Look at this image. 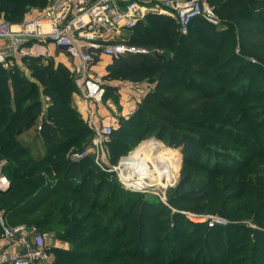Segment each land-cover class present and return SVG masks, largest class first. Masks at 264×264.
<instances>
[{
    "label": "trees",
    "instance_id": "trees-1",
    "mask_svg": "<svg viewBox=\"0 0 264 264\" xmlns=\"http://www.w3.org/2000/svg\"><path fill=\"white\" fill-rule=\"evenodd\" d=\"M219 1L208 0L216 12L224 15L226 9L217 5ZM239 2L245 6V11L250 13L251 17L246 13L233 17L229 14V19L247 21L250 24L243 37L245 47H249L247 52L264 50V44H260L264 41V0H239ZM47 3L48 0H0V17L3 14L6 21L17 23L27 8L42 9ZM131 33L133 35L128 38L130 44L135 46L165 44L171 48V57L161 60L150 55H132L120 60H112V64L107 68V74L115 77L124 73L125 79L134 82H142L146 77L154 74L155 90L143 100L136 118H142L148 108L163 116L162 122L174 130L165 142L169 146L179 148L186 176L187 173H192L191 170L209 172L217 178L236 176L242 172L243 168L253 165L255 159L264 158V154L255 152L249 158L250 151L257 147L254 142L255 135H249V133L240 135L233 131L234 136L230 137V141L240 146L243 152L218 150L214 147V139L211 135L216 131H210L211 127L207 123L189 120L182 112L189 106L200 108L205 102L209 104L217 102L228 107V113L224 114L226 121L231 120L235 115L246 114L249 108L245 105V101L254 95L251 93V85L252 87L257 85L259 77H264L262 65H252L256 70H251V65H243L244 61L237 55H228L226 51L230 40L223 38L224 35L218 31L217 26L201 18L192 22L187 34H182L171 17L150 13L136 25ZM197 34L201 35L197 37ZM189 35H194V38L187 41ZM191 54L195 56L193 61H189L192 59ZM260 59L264 60V55H261ZM40 60L41 58H31L29 62L30 71L36 83H27L22 86L19 84L16 87L18 92H29L26 100L32 99L33 103L27 105L21 113L17 110L10 113L2 108V113L6 114L3 118L0 117V159L7 160L8 165L4 168V174L11 181L7 191H0V212L5 211L9 224L17 225V220L14 219L19 217L31 218L39 215L46 202L59 194L78 193L80 200L87 208L100 209L103 212L102 216L90 215L92 219L99 221L100 225L93 226V229L87 231H85L88 228L87 224L78 226L77 229L80 230L78 234L67 231L66 227L65 234L61 236L73 241L79 239V241L75 243V249L71 252L50 250L54 254L53 264H237L239 259H233L228 263V257L222 255L221 245L217 246V241L218 244L231 241V236L235 233L233 226L236 223L223 226L221 229L207 226L201 231L200 226L190 221H187L186 225L176 219L175 214L168 215V213H166L167 217L149 219L142 223L137 218L128 221L133 208H139V211L141 208L147 209L151 205L149 201H145L143 207L138 200L134 199H127L125 203L120 201L115 203L120 183L114 172H102V176L90 185L89 176L92 171L87 168L85 159L75 163L60 157L76 145L74 141L77 137L72 135L76 129L72 130V128L83 124V120L75 110L65 104L67 100L65 89L75 91L72 78H69L70 71L64 67L53 68L51 64H44ZM235 60L240 65L233 74L219 75L229 67L228 63ZM184 61H187L186 66L183 65ZM190 64L196 66L192 73H189L187 69ZM6 72L0 67V73ZM244 81L247 83H242ZM234 82L242 83L239 89L238 86H233ZM4 84H7L6 78ZM37 85L53 100V104L48 105V111L41 123L40 137L45 145V153L41 158L31 160L26 157L27 150L15 143L12 138H18L26 133L39 119L42 105L37 100L39 92ZM246 89H248L247 92ZM220 116L221 114L216 118ZM21 121H24L23 125H19ZM228 121L226 123L229 125ZM4 123L8 125L2 130ZM261 123H264V118L261 119ZM15 124H18V127L12 132L11 128ZM61 124L63 126L60 127ZM139 124L147 126L144 120ZM128 132L124 129L114 130L112 133L111 138L112 140L114 138V141L111 140V142L122 146L118 150L120 156L131 150L132 139L137 137L136 132L139 131ZM151 132H155V135L163 140L165 132ZM144 135L148 136L149 131H145ZM189 182L190 179L187 180L185 177L181 188L188 186ZM204 185H207V182ZM103 194L105 201L99 203ZM210 197L211 192L206 191L200 201L205 202ZM262 197L256 181L249 186L248 183H237L232 191L225 193L224 207L221 204V208H208L205 212L214 213L225 219L250 218L259 228L262 227L260 230L250 229V234L254 235L259 231L262 235L260 245L254 246L259 252V248L264 247V200ZM243 199L244 201L241 202ZM91 201L94 203L91 204ZM179 201L181 204L192 205L198 200L188 193ZM170 203L174 205L177 200H172ZM238 203L240 204L235 205ZM232 204L235 207L227 210V206ZM104 220L106 225L101 227V222ZM119 222L124 224L120 223L122 229L117 231V227L114 226H117ZM113 224L115 229L111 231ZM171 224L174 226L170 230ZM188 224L193 228L188 227ZM129 225L133 227L132 234H137L138 230L139 234L142 233V241L138 239L136 242L131 238L121 240L127 234ZM152 230H156L154 238L146 240L144 235L153 232ZM159 232H164L161 238H159ZM200 232H203L202 236L199 235ZM187 235L195 236L192 240H188L185 237ZM102 236L107 238L100 241ZM1 237L0 227V239ZM111 237L114 238L112 242L109 240ZM237 242L240 244L235 254H245L247 259L248 252L255 253L256 248H250L245 240L240 239ZM210 251L212 252L210 257L203 259V256Z\"/></svg>",
    "mask_w": 264,
    "mask_h": 264
},
{
    "label": "rangeland",
    "instance_id": "rangeland-1",
    "mask_svg": "<svg viewBox=\"0 0 264 264\" xmlns=\"http://www.w3.org/2000/svg\"><path fill=\"white\" fill-rule=\"evenodd\" d=\"M53 1L54 0H48L47 5L42 9L31 7L27 8L22 15L20 14L22 17L19 19V21L12 24L18 25L26 20L37 17L39 13L44 11L45 8ZM217 5L226 9V13L224 15L218 12L216 13L220 21L217 25L218 31L222 32V34L224 35L223 38L225 40H230L229 48L226 51L227 53H229L228 55H237L240 60L244 61L243 65H251V70H256L252 65H262L264 69V60L260 59V56L264 55V50L247 52V48L249 47H245L244 45L245 41L243 40V37L247 27H249L250 24H248L247 21L242 20L231 21L228 17L230 16L229 14H231V17H233L235 15H242L244 13L251 17L250 13H247L245 11V6H243L239 2V0H220ZM0 20H5L3 14H1ZM229 20L231 21V23L229 22ZM131 35H133V33L126 36L129 38L131 37ZM199 35L201 34H197V37ZM192 38H194V35H189L187 41H190L189 39ZM195 43L197 44V42ZM262 43L264 44V41H262L260 44ZM138 47L146 49L151 57L157 59L162 60L164 58L166 60L171 57V48H168L165 44L159 45L157 43H153ZM61 55L64 56V58L62 59V61H64L63 63H59V60L56 59H41L40 62L44 64H51L53 68H66L70 71L69 78L71 79L73 76L70 63L72 62V59L64 52H62ZM191 57L192 59H190L189 61H193V57L195 56H192L191 54ZM30 60L31 58L18 60L16 59L11 62L8 68L4 69L7 71L5 74L0 73L1 118H3L6 114L2 113V108L4 109V111H10V113L16 110L20 111L21 113L23 112V109L25 110V107H27V105H31V103H33L34 100L32 99L26 100L27 93L29 92H18L16 88L19 84L22 86L27 83H36L30 71ZM108 63H110L109 59L103 62L102 66L99 67L100 71H103V74L104 72L108 71L105 69L108 66ZM186 64L187 61H184L183 65L186 66ZM228 64L229 67L219 75L233 74L234 71H236V68L240 65L237 60ZM187 69H189V73H192V70H195L196 66L190 64ZM183 74L185 75V73ZM152 75H150L152 76L151 78L150 76H148L142 82H138L137 88H142L144 90L148 89L149 94L152 93L155 90L156 86L154 74ZM104 76L105 81L108 83V85H106L105 94L102 97V101L100 103H97L96 105H93V109L97 110L98 121L101 125H111L115 131H121L124 129L125 131H129L128 133H132V131H139L136 132L138 133L137 137L132 139V147L130 145L131 150L120 156L118 150L122 146L114 142H111L107 146L101 148H95L93 145L94 132L93 129L89 127L87 114L85 113V105L82 101V96L78 95L73 90L71 91L65 89V96L67 97L65 104L69 105L79 114V117L83 120V124L76 127L73 126L72 130L76 129V131L72 134L74 137H77V139L74 141L76 145L60 157L64 158L67 161L73 162V156L75 154L83 152L86 153V156L83 159H85L86 161L87 168L92 171L89 176L90 185H92L96 181V179L102 176V172H109V169H112L111 172H114V175L119 181V177H122L119 171L122 159L130 157L141 143L146 142L150 138L157 139L158 142H160L168 150L165 151L166 154L161 159L165 174L163 176H160L158 174L156 178L161 182L159 183L158 181L151 185H138V187L136 186L133 188L129 187L127 183H125V185L119 184L120 188H118L117 190L115 203H117L118 201L125 203L127 199H134L138 200L140 206L142 204V207L145 201H149V203L151 204L147 209L141 208L140 211L139 208H133L128 221H132V219L137 218L140 223H142L149 219H160L161 217H167L166 213H168V215L175 214L176 219H179L182 223L186 224L187 221H190L194 225L198 227L200 226L201 231H203V227L207 226L221 229L223 228V226H231V223H236V225L233 226L235 227V233L231 236L230 242L222 241V244H218L217 241V246L221 245L220 247L222 248V255L224 254L226 255V257H228V263L230 261H233V259H239V261H237V264H264V247L259 248V252H257V247H254L255 245H260L262 241V235L259 231L254 235L250 234V229L260 230L262 227L259 228L250 218H243L241 220H238L232 217H230L229 219H225L223 217V219L226 221V224H214L213 226H210V222H208L207 217H221L215 215L214 213L205 212L208 210V208H221L220 205H223L225 193H229L230 191H232L237 183H248L249 186L250 183H254L256 181L258 184V190H261L263 196L262 199L264 200V158L255 159L253 165L243 168L242 172L236 176H222L217 178L212 173L196 170H191L192 173L189 172L186 176V173H184L182 155L179 148L169 146L165 142L169 138L171 131L174 132V130L162 122L163 116L148 108L146 110V114L143 115L142 118H136L138 116L137 114L140 105L148 95L145 98H142L140 103H136V98L132 97V95L135 94V91H129L130 89L126 88L125 86V83L129 80L124 78V73L118 74L115 77H110L108 76V74H104ZM5 78L7 79V84H4ZM242 83L247 82L244 81ZM242 83L234 82L233 86H238L239 89ZM37 86L39 88L37 100L42 105L39 119L37 123L26 133L19 136L18 138H12L14 139L15 143L21 145L24 149L27 150L26 157L30 158L31 160L41 158L45 153V145L43 144V141L40 137L41 123L43 116L46 115L48 111V105L53 104V100L49 98L47 94H45L44 90L39 85ZM109 88H111L110 91ZM245 91L247 92L248 89H246ZM251 91V93L254 94L253 97L247 98L245 101V105L249 108L248 112L244 115H235L233 118H231V120H227L229 122V125L224 119V114L228 113V107H224L222 103L211 102L209 104L208 102H205V104L200 108L189 106V108H184L182 112L189 120H194L200 123H207L208 125H210L209 127H211L210 131H216L211 133L214 139V147L216 149L242 153V148L230 141V137L234 136L232 134V132L234 131L236 133H240V135H244V133L255 135L254 142L256 143L257 147L253 148V150L250 151L249 158L252 157V153L254 152L264 154V123L260 124L261 119L264 118L263 76L259 77L257 85H254L253 87L251 85ZM133 109L134 115H130V112L133 111ZM219 114H221V116L216 118V116ZM142 120H144L145 124H147L146 127L145 125L140 126L139 123ZM23 123L24 121H21L19 125H23ZM7 125L8 123H4L2 130H4ZM61 126H63V124H61L60 127ZM17 127L18 124L13 125L11 131H15ZM145 131H149L148 136L144 135ZM151 131L165 132L163 135V140L159 139L155 135L156 133ZM64 136L65 135H63V137ZM112 141H114V138ZM185 177H187V180L190 179V182L188 186H186L185 188H181ZM205 182H207V185H204ZM161 184H165V187H161ZM206 191L211 192V197L209 198L210 200L208 199L205 202L200 201ZM188 193H190L193 198L198 201H196L192 205H189L187 203L181 204V201H179V199L184 195H187ZM104 194L99 200V203L105 201ZM175 199L177 200V203L171 205L170 201H174ZM243 201L244 199L241 200V202ZM92 203H94V201H91V204ZM240 203L235 205H239ZM235 205H228L227 210L229 208L235 207ZM41 212L42 213H40L39 215L33 216L31 218L19 217L14 220H17V225H25L28 228L36 229L39 234H41L45 239V245L47 246V249L49 251L56 250L59 252L73 251L75 249V243L79 241V239L73 241L70 238L61 236V234H65L66 227L67 231L69 230L77 234L78 232H80L77 227H82L84 224L88 225V228L85 231H87L88 229L91 230L93 229V226L97 227V225L100 224H98L99 221L97 222L95 219H92L90 215L93 214L102 216L103 214L100 209L91 210L90 208H87V206L80 200L78 193L73 195L59 194L56 197L51 198L48 202H46L45 207H43ZM0 216L5 217V211H1ZM120 223H122L121 225L124 224V222H119L117 226H114L113 224L110 228L111 231L115 229L113 228V226L117 227V231H120L122 229V227H120ZM105 225L106 222L104 220L101 222V227ZM173 226L174 225L172 224L170 225V230L173 228ZM188 227L193 228L189 224ZM132 228L133 227L129 225L126 232L127 234L121 240L131 238L136 242L138 241V239H141L142 241V233L139 234L138 230L137 234H132ZM81 230L83 231V229ZM152 231L153 232L148 233V235H144L146 240H152L154 238L153 236H155L154 233H156V230ZM163 233L164 232H159V238H161ZM199 235L202 236L203 232H200ZM194 236L195 235H187L185 237L186 239L188 238V240H192ZM106 238V236H102L100 238V241ZM240 239L242 241L245 240V243L247 242V245L250 248H256L255 253L251 254L250 252H248L249 254H247V259L245 254H235L236 248L240 244L239 242L236 243V241ZM109 240L112 242L114 241V238L111 237L109 238ZM211 253V251L208 252L207 255L203 256V259L210 257L209 255ZM243 259L246 260L242 261Z\"/></svg>",
    "mask_w": 264,
    "mask_h": 264
},
{
    "label": "built area",
    "instance_id": "built-area-1",
    "mask_svg": "<svg viewBox=\"0 0 264 264\" xmlns=\"http://www.w3.org/2000/svg\"><path fill=\"white\" fill-rule=\"evenodd\" d=\"M150 13L171 17L182 34H187L198 18L214 26L220 22L208 0H54L37 17L21 24L0 20V67L6 69L16 59H55L62 52L69 55L73 86L82 96L89 127L94 132L93 145L107 146L114 129L100 124L93 105L102 101L108 83L104 75L95 71V66L103 56L120 60L132 55H150L146 49L130 44L126 36ZM137 83L129 80L125 86L135 91L132 97L140 103L149 91L137 88ZM130 115H134V109ZM85 156L84 152L77 153L73 162ZM6 165L7 160L0 159L1 192L11 186L4 174ZM119 183L126 182L119 177ZM136 184L133 180L127 185L133 188ZM207 220L210 226L226 224L223 218L207 217ZM0 227V264L54 263V254L36 229L10 225L3 216Z\"/></svg>",
    "mask_w": 264,
    "mask_h": 264
},
{
    "label": "bare ground",
    "instance_id": "bare-ground-1",
    "mask_svg": "<svg viewBox=\"0 0 264 264\" xmlns=\"http://www.w3.org/2000/svg\"><path fill=\"white\" fill-rule=\"evenodd\" d=\"M165 151L168 150L155 138L141 143L130 157L122 159L119 168L122 178L127 184L135 180L137 187L158 181L160 183L161 181L156 178L158 174L160 176L165 174L161 163ZM161 187H165V184H161Z\"/></svg>",
    "mask_w": 264,
    "mask_h": 264
},
{
    "label": "crops",
    "instance_id": "crops-1",
    "mask_svg": "<svg viewBox=\"0 0 264 264\" xmlns=\"http://www.w3.org/2000/svg\"><path fill=\"white\" fill-rule=\"evenodd\" d=\"M63 58H64V56H63V55H60L59 57H57V58H55V59H56V60H59V61H58L59 63H63V62H64V61H62ZM107 59H109V62H110V63H108V66L111 65V63H112V59L109 58V57L103 56V57L100 58L99 63L95 66V71H96L98 74H101V75L107 74V73H106L107 71L104 72V74H103V71H100V68H99V67L102 66L103 62L107 61ZM70 63H71V62H70ZM65 64H66V63H65ZM71 64H72V63H71ZM108 66L105 68L106 70H107ZM105 69H104V70H105Z\"/></svg>",
    "mask_w": 264,
    "mask_h": 264
}]
</instances>
